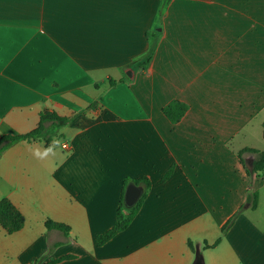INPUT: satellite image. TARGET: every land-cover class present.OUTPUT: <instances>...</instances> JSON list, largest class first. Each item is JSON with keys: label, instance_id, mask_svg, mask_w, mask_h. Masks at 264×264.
Here are the masks:
<instances>
[{"label": "crops", "instance_id": "1", "mask_svg": "<svg viewBox=\"0 0 264 264\" xmlns=\"http://www.w3.org/2000/svg\"><path fill=\"white\" fill-rule=\"evenodd\" d=\"M161 5L0 0V136L35 129L42 110L71 118L55 157L33 158L39 141L0 156V200L24 218L14 234L0 226V264H264V173L248 176L238 159L264 152V0H168L160 17ZM173 100L188 106L174 125L162 113ZM139 178L150 188L137 214L96 245L124 182Z\"/></svg>", "mask_w": 264, "mask_h": 264}, {"label": "trees", "instance_id": "2", "mask_svg": "<svg viewBox=\"0 0 264 264\" xmlns=\"http://www.w3.org/2000/svg\"><path fill=\"white\" fill-rule=\"evenodd\" d=\"M168 0H162V5L160 7L159 16L161 17V14L164 10V7L166 5ZM159 25L158 28H155L150 35V47L147 51V53L138 61H136L132 66L138 70H143L145 66L149 63V61L152 58V55L156 49L157 46V40L159 36ZM124 82L121 80H113L109 79L108 84L109 87H115L117 84ZM94 104H91L87 109L93 108ZM188 110V106L180 101L173 100L169 102L167 105H165L162 108L163 115L168 119V121L171 124H177L186 114ZM70 117H61L58 116L56 113L51 112L49 110H42L39 113V121L38 125L35 129L31 130L28 133L20 134V135H1L0 136V156L11 146L19 143V142H34L39 141L43 142L44 145L48 146L52 139L58 134V132L65 127L69 121ZM262 128L264 132V121L262 123ZM251 159L252 169L249 170L245 165L246 159ZM238 159L241 163V165L244 167L246 173L250 177H260L261 174L264 173V152L254 150L251 148H244L238 153ZM172 173V170L168 171L164 175V180H166L170 174ZM133 183L137 187H140L142 189V195L140 199L137 201V203L131 207L127 208L124 205L123 202V195L125 187L129 184ZM150 188V183L146 178H139L134 181H125L124 182V190L122 191V196L120 198L119 206L116 212V224L114 227H112L107 232L98 235L95 239L96 245L101 246L105 244L107 241H109L112 237H114L117 233L125 230L128 225L131 223L132 219L135 217V215L138 212V209L141 206V203L143 199L145 198V195L147 191ZM257 193L252 192L248 200L246 202V205H249L251 209H255L257 206ZM126 212V214L124 212ZM238 213H236L230 220L226 222V224L222 227L221 233L222 236L226 234L228 229L232 226L234 219L236 218ZM0 226L2 229L6 232V234L11 235L18 231H20L24 226V218L20 211L7 199L0 200ZM45 227L48 230L54 229L62 232L65 236L69 233V228L63 224L52 222L50 220H47L45 222ZM221 239H218L215 243L212 245H208L206 242H203V249L213 248L219 244ZM189 249L194 252L196 255L200 256L201 253L196 251L194 248V245L191 241H188L187 243ZM73 256H65L60 259H52L47 263H40L35 262L34 264H56L62 260L66 259H72Z\"/></svg>", "mask_w": 264, "mask_h": 264}, {"label": "water", "instance_id": "3", "mask_svg": "<svg viewBox=\"0 0 264 264\" xmlns=\"http://www.w3.org/2000/svg\"><path fill=\"white\" fill-rule=\"evenodd\" d=\"M125 74L127 78H129L130 80L133 79V75H134L133 68L126 69ZM245 165L249 170L252 169V164L250 161H246ZM141 195H142V189H140L133 183L128 184L124 190V195H123V202L125 207L127 208L133 207L140 199Z\"/></svg>", "mask_w": 264, "mask_h": 264}, {"label": "clouds", "instance_id": "4", "mask_svg": "<svg viewBox=\"0 0 264 264\" xmlns=\"http://www.w3.org/2000/svg\"><path fill=\"white\" fill-rule=\"evenodd\" d=\"M62 141L58 138H53L52 142L47 147H37L32 151L33 158L38 161H46L55 157L57 151L62 147Z\"/></svg>", "mask_w": 264, "mask_h": 264}, {"label": "built area", "instance_id": "5", "mask_svg": "<svg viewBox=\"0 0 264 264\" xmlns=\"http://www.w3.org/2000/svg\"><path fill=\"white\" fill-rule=\"evenodd\" d=\"M62 145H63V146H62L63 149H68V146H67L66 143H64V144H62Z\"/></svg>", "mask_w": 264, "mask_h": 264}]
</instances>
